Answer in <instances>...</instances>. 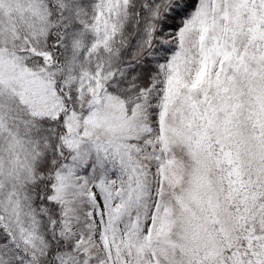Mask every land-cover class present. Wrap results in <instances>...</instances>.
Segmentation results:
<instances>
[{
	"label": "snow or ice",
	"instance_id": "1",
	"mask_svg": "<svg viewBox=\"0 0 264 264\" xmlns=\"http://www.w3.org/2000/svg\"><path fill=\"white\" fill-rule=\"evenodd\" d=\"M0 264H264V0H0Z\"/></svg>",
	"mask_w": 264,
	"mask_h": 264
}]
</instances>
